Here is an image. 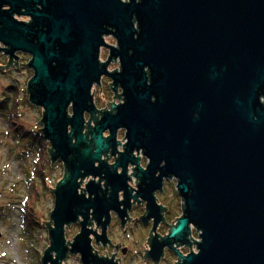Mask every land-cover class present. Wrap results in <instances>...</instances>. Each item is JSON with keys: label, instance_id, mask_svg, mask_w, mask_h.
<instances>
[{"label": "water", "instance_id": "water-1", "mask_svg": "<svg viewBox=\"0 0 264 264\" xmlns=\"http://www.w3.org/2000/svg\"><path fill=\"white\" fill-rule=\"evenodd\" d=\"M110 35L118 47L107 45ZM0 44L11 59L31 57L29 101L43 109L52 161L66 166L42 264L65 258L78 179L98 174L95 163L109 147L115 153L120 128L126 152L111 169L123 173L106 179L125 184L136 150L149 160L136 169L142 184L157 171L159 182L177 179L185 216L168 239L189 225L201 232L198 253L182 264H264V0H0ZM102 48L110 49L106 63ZM115 59L121 71L109 73ZM103 76L125 102L103 114L91 146L85 114L96 112L92 89ZM88 244L81 234L73 251L86 256Z\"/></svg>", "mask_w": 264, "mask_h": 264}, {"label": "flooded vegetation", "instance_id": "flooded-vegetation-1", "mask_svg": "<svg viewBox=\"0 0 264 264\" xmlns=\"http://www.w3.org/2000/svg\"><path fill=\"white\" fill-rule=\"evenodd\" d=\"M3 9L9 10V7L5 6ZM17 17L26 18L21 22L30 23L32 21L24 15H15L18 20ZM112 47H118V43L116 42ZM4 49L5 47L0 44V54L6 58L5 64L0 65V70L13 71L18 68L23 57H30L27 54L17 53L16 58L11 59ZM103 49L109 53L104 60L102 59ZM109 56L110 49L102 48L100 62L106 63ZM113 64L118 66L110 70ZM115 71H121L119 59L112 60L108 67L109 73ZM27 88L25 93L28 94ZM92 95L96 112L93 116L85 114L83 129V134L88 136L87 140L90 142H92L91 130L102 120L103 114L108 112L115 115L116 111L112 107L120 106L125 102L122 87L115 86L113 80L106 76L101 78L100 84L93 86ZM98 95L102 96L98 97ZM106 96L111 99L101 102L100 98L103 100ZM69 115H72L71 108ZM110 136L109 129L102 134L105 140ZM125 136V129H117L115 153L109 147L108 151L101 155L100 162L95 163L98 174L78 179L77 197L69 203V212L73 219L64 225L67 252L65 258L60 260V264H182L184 258L198 253L197 243L201 241V232L192 225H189L187 231L183 232L178 239H168L171 231L185 216V202L180 196L177 188L178 181L175 177H163L159 182L160 172L157 171L149 176L150 179L145 184H142V180L137 177L136 169L140 166L146 170L149 164L143 150H136L130 154L133 160L137 158L138 164L128 162L125 184L123 182L114 185L108 183L106 179L108 174L114 178L116 175L115 180L119 182V176L123 173L122 167L116 170L111 168L126 152L127 139ZM42 141L44 145L46 144L45 153L49 167L60 172V177L51 189L53 205L49 212L48 222L44 224L49 237V227L55 226L51 219V213L56 208L55 191L66 176V166L61 159L52 161V145L44 139V136ZM93 145L92 142L91 146ZM100 163L106 167L99 168ZM81 234H86L89 241V253L86 256L82 252L73 251V244ZM45 251L40 257L41 264ZM52 256L56 258L57 254L53 253Z\"/></svg>", "mask_w": 264, "mask_h": 264}, {"label": "rangeland", "instance_id": "rangeland-1", "mask_svg": "<svg viewBox=\"0 0 264 264\" xmlns=\"http://www.w3.org/2000/svg\"><path fill=\"white\" fill-rule=\"evenodd\" d=\"M17 18L20 21L26 20L24 17ZM105 39L111 46L117 42L111 36ZM107 54V50L103 49V60ZM30 59L23 57L19 62V70H0V101L11 98L7 104L8 109L0 111V264H41L40 257L49 246V237L42 222H48L53 205L50 189L60 177L59 170L49 167L46 144L41 141L43 148L39 150L38 145L32 146L31 139L20 140L19 135L15 136L9 126V116L16 113L27 130L42 132L40 122L43 110L32 105L29 95L25 93L34 74L27 67ZM5 62V56L0 54V65ZM116 65L113 64L110 70L116 69ZM12 86L17 88L15 92L9 90ZM110 99L106 96L103 100L100 98V101ZM41 151L43 158H40ZM39 170L44 171V177L39 176ZM36 198L32 206L30 201ZM26 204L32 209L28 210Z\"/></svg>", "mask_w": 264, "mask_h": 264}, {"label": "trees", "instance_id": "trees-1", "mask_svg": "<svg viewBox=\"0 0 264 264\" xmlns=\"http://www.w3.org/2000/svg\"><path fill=\"white\" fill-rule=\"evenodd\" d=\"M9 90H13L14 92L17 90V88L16 87H14V86H12ZM10 97H7L5 100H3V101H0V111H5V110H7L8 109V107H7V104H8V101H10ZM19 102V101H18ZM15 110H16V108H15ZM9 126H10V128H11V130H12V133L15 135V136H17V135H19V139L20 140H23V139H31L32 141H31V144H32V146L33 147H35L36 145H38V147H39V150H41L40 148H43V145H41V141L43 140V136H42V134L40 133V131L38 132V131H36L35 133L34 132H32V131H29V130H27L26 128H25V126L21 123V121L19 120V115H17L16 113H15V115L14 114H12L11 113V115L9 116ZM16 119V120H15ZM15 121H17V123H15ZM11 130L9 131V132H11ZM17 134V135H16ZM38 142V143H37ZM42 144H43V141H42ZM38 150V151H39ZM42 155H43V151H41V154H40V158L42 157ZM43 158V157H42ZM41 167H43L44 168V166H41ZM40 171V174H39V176H43L44 177V171H42V170H39ZM33 186V188L36 190V187H35V184H33L32 185ZM33 189V190H34ZM37 201V198L36 199H33V200H31L30 202H31V204H32V206H33V204L35 203ZM26 206H27V204H26ZM26 208H29V205L26 207ZM32 208H31V206H30V208L28 209V210H31ZM28 217H29V214H28ZM27 216H26V218H27V221L29 222V218H28ZM26 218H25V221H26Z\"/></svg>", "mask_w": 264, "mask_h": 264}]
</instances>
